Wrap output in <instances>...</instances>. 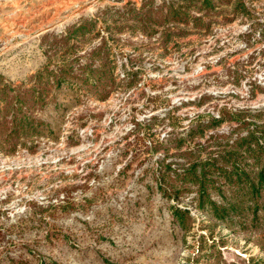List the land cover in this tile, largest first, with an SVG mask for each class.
I'll use <instances>...</instances> for the list:
<instances>
[{
  "label": "rangeland",
  "instance_id": "rangeland-1",
  "mask_svg": "<svg viewBox=\"0 0 264 264\" xmlns=\"http://www.w3.org/2000/svg\"><path fill=\"white\" fill-rule=\"evenodd\" d=\"M202 1L0 0V264H264V0Z\"/></svg>",
  "mask_w": 264,
  "mask_h": 264
},
{
  "label": "trees",
  "instance_id": "trees-1",
  "mask_svg": "<svg viewBox=\"0 0 264 264\" xmlns=\"http://www.w3.org/2000/svg\"><path fill=\"white\" fill-rule=\"evenodd\" d=\"M215 0H203L202 1V8H199V12L203 13V11L213 10L215 8L214 4ZM183 7H171L170 10L167 12V19H170L174 22H191L192 16L190 12H184ZM210 9V10H209ZM189 18V19H188ZM194 21H202V18H195ZM87 26L80 25L78 27H74L69 34L78 35L79 33H83L87 31ZM217 123H220L217 121ZM252 142L257 143L259 148L262 149L264 155V146L260 145L257 138H255V134H252L247 139L240 140L238 144V149H247L248 151L251 150ZM230 157V156H229ZM235 161V156L230 157V161L228 164L232 163V170L227 169L222 164H220L217 160H211V162L204 164V165H193L184 174L179 172L176 173L177 181H179L182 185H197L198 186V196L196 198V207L198 210L206 212L211 210L216 215L218 220H225L226 217L229 215V210L224 207H220L217 205L216 202L212 200L211 194L209 191L212 188L216 187L218 181L221 179L228 180L229 185L231 184H242L244 181L251 182L250 176L246 174L242 169L237 167ZM235 165V167H234ZM260 167V171L258 173V181L261 182V186L264 185V164ZM254 183V182H253ZM250 183L254 190L258 189L257 184ZM257 185V186H256ZM173 199V197H172ZM174 200L179 202V198L174 197ZM170 213L174 219L180 226V228L184 231H188L190 228V220L194 219L191 215L190 210L187 208L181 207L179 203L173 204L170 207Z\"/></svg>",
  "mask_w": 264,
  "mask_h": 264
}]
</instances>
